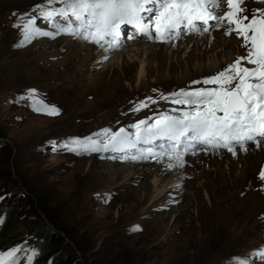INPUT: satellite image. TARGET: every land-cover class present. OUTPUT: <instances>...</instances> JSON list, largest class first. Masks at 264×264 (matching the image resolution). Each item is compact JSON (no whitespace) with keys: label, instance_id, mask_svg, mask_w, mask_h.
I'll return each mask as SVG.
<instances>
[{"label":"rangeland","instance_id":"obj_1","mask_svg":"<svg viewBox=\"0 0 264 264\" xmlns=\"http://www.w3.org/2000/svg\"><path fill=\"white\" fill-rule=\"evenodd\" d=\"M23 1L25 0H0V196L5 197L0 200V216L4 217L7 211L12 209L25 222L42 231L60 228L67 243L64 248L67 250L71 247L75 250L81 264L93 263L99 255L116 264H232V258L235 257L247 258L249 264H264V260L259 256L264 250V245L258 244L253 232H243V224L237 226L236 221L239 215H242L239 210L240 203L231 204L232 201L223 196V168L226 172L229 171L227 163L230 158L217 152L223 153L226 149L205 151L199 145H194L185 154L188 155L185 162L190 163L185 164L187 169L183 170L187 186L191 185L192 180L199 190L197 194L189 193L186 188L173 190L174 196L177 192L191 194L189 200H185L187 203L183 202L185 205L190 203L185 216L178 210L181 204L177 209L173 207L174 210L171 213L166 212L164 216H160V213L166 209L151 208L157 202H152L156 185L150 170V177L138 178L136 181L133 179L137 176L131 179L130 170L121 171V167L135 163L147 162L153 165L158 161L156 158L132 159L134 152L139 153L137 149L87 153L67 150L65 144L70 138L91 136L96 139L95 134L103 129L115 132L125 128L134 132L135 129L130 127L134 124L133 118L126 116L117 119L115 112L106 108L98 109L97 102L90 98L86 100L88 106L85 112L94 114L89 121L78 117L82 107L80 104H74L73 114L67 115L62 99L68 94L64 92L61 81L65 70L70 66H75L77 70L82 68L77 64L80 54L67 44L74 39L78 43L85 40L66 34H58L54 39L39 36L21 47L8 48L7 53L15 52V55H12L13 61L3 58V44L20 39L23 35V24L29 19L35 18L36 26L42 31H56L48 20L34 10V6L27 8V15L11 13L12 9L7 7ZM251 3L247 2V11L243 13L250 17L253 11L258 10L252 7ZM225 6L227 8L226 0H221L219 9L227 11ZM49 7L60 8L63 4L57 3L56 6ZM57 19L61 23L64 22L62 18ZM210 30L220 32L224 38L226 36L220 27ZM125 31V35L121 36L125 46L118 47L120 51L134 48L133 40L130 41V28L127 27ZM235 38L232 39L234 46L238 44ZM91 44L95 45L100 54L101 46ZM234 49L237 50L236 47ZM241 51L243 53L246 50ZM113 60V56L109 57L107 61L102 62V67ZM119 60H122V57H119ZM193 61L204 63L198 59ZM211 61L216 65L220 63L219 58L214 56ZM139 68L140 64L134 70L133 86L122 68L119 69L123 84L131 92L132 87L137 88ZM110 77L111 71L104 80H109ZM153 78L154 76H151L149 79ZM89 79L84 77L83 82L88 84ZM214 86L193 83L183 86L174 83L172 88L193 90ZM76 88L78 91L82 90L79 86ZM111 88L106 90L100 87L99 91L103 90L97 92L100 96L96 100L101 97L105 100L114 97L123 104L126 99L124 92ZM29 89H36L41 99L59 107L60 114L49 116L37 113L29 106L28 101L14 102L17 97L26 95ZM179 90L163 93L162 95L169 96V99L163 100L159 97L157 103H150L138 113L140 118L137 122L149 117L154 119L161 112L168 111V107H179L180 105L171 102L170 96ZM67 98L72 99V93ZM84 115L81 114L83 117ZM139 148H151L156 153L171 154V144L165 140L157 141L153 145H140ZM192 148L195 149L194 152ZM251 150L252 146L248 147L246 153H240L238 158L234 159L241 168L246 167L242 161L244 156L250 162L255 160ZM198 157H201L202 166H198L196 162ZM179 170L173 168L174 173ZM205 170L212 173L209 174L211 177L203 175ZM195 174L200 175L196 180L193 179ZM216 177V182L208 185L207 189L203 186ZM167 183L166 180L158 186L164 188ZM106 194H111L107 202L104 199ZM41 205L48 210L49 217L43 212ZM136 226L139 231H133ZM1 227L2 225L0 229ZM76 242L83 244L86 251L79 250ZM13 247L24 248V251L18 253L17 264H28L27 257L31 255V250H28L27 245L16 242L4 250H11ZM242 247L246 250L239 253ZM48 260H33V264H47Z\"/></svg>","mask_w":264,"mask_h":264},{"label":"snow or ice","instance_id":"obj_2","mask_svg":"<svg viewBox=\"0 0 264 264\" xmlns=\"http://www.w3.org/2000/svg\"><path fill=\"white\" fill-rule=\"evenodd\" d=\"M55 2L47 0L46 4L36 5L34 10L48 20L56 31H42L36 26L35 18L29 19L23 24L24 43H30L39 36L54 39L58 34H66L101 47L107 44L115 48L125 46L121 40L122 26L125 25L133 26L148 39L161 42L178 38L183 30L204 34L210 28L223 27L226 35L235 33L246 50L245 56L237 57L224 70L202 81H193V84L214 87L181 89L170 94L172 103L186 107L172 108L154 119L140 120L130 125L134 132L125 128L115 132L103 129L95 134L96 139L91 136L70 138L65 144L67 150L87 153L137 149L140 154L132 159L160 160L164 155H169V160L175 161V164H168L171 169L183 167V157L193 145L213 152L226 149L233 156L237 155V147L246 153L249 143L256 148L264 145V9L253 11L250 17L243 14L247 11L242 6L244 0H226L228 10L222 14L219 12L221 0H60L63 7H49ZM57 18H62L64 22ZM21 46L23 44L17 45ZM161 99L168 100L169 96L162 95ZM22 101H28L37 113L58 116L61 112L56 105L41 99L36 89H29L26 95L17 97L14 102ZM148 101L157 103L149 97L132 110H143L149 106ZM161 140L171 144V154L139 148L140 145H153ZM259 178L264 181V170L259 173ZM110 196L105 195V202ZM4 198L0 196V200ZM3 224L4 218L0 216V225ZM139 230L138 226L133 229ZM22 251L23 247L0 250V264H17L18 253ZM37 255L38 251L32 249L27 257L28 264H33ZM259 256L264 260V250ZM232 264H249V261L235 257Z\"/></svg>","mask_w":264,"mask_h":264},{"label":"bare ground","instance_id":"obj_3","mask_svg":"<svg viewBox=\"0 0 264 264\" xmlns=\"http://www.w3.org/2000/svg\"><path fill=\"white\" fill-rule=\"evenodd\" d=\"M248 1L252 2L251 6L254 8L256 7V9H264V2H261V0H244L242 5L244 8L249 5L247 4ZM46 3L47 0H25L22 3L19 2L14 5H8L7 7L12 9L11 13L15 12L16 14L27 15L29 11L27 10L28 7H35L36 5ZM57 3H60V0H56L52 6H56ZM2 4L4 5L3 2ZM221 6L223 5L221 4ZM219 12L222 14L226 12V10L222 8L221 10L219 9ZM126 28L127 27L122 26V35H125L127 32L125 31ZM220 28L225 34V28ZM130 30L132 33L130 41L133 40L132 45H134V48H127L125 50L122 49V51L117 49L118 47L110 48L108 45H104L101 47L99 54L95 45H92L91 43L89 44L85 41L78 43L76 39L69 41L67 45H71V48H75L76 52L80 54L79 62L77 64L78 66L81 65L82 68L77 70L75 66H70V68L65 70V76H62L63 80L61 81V85H64L63 90L68 94V96L62 99V104L64 105L63 107L67 110V115L73 114L72 108L75 107L74 104H80L82 107L79 110L80 113L78 117L86 118L85 121H89L94 114L93 112H85V108L88 106L86 105V100L90 98L93 102H97L96 105L98 104V109L106 108L108 111L112 110V112H115L117 119L124 118L126 116L132 117V123H136L137 119L139 120L140 118V116H137L140 111L135 112L132 110L136 104H139L141 101H147L149 97L157 100L168 90L178 91L180 87H178V89L172 88L174 83L186 86L192 84L193 81H202L204 78L213 76L224 70L228 65L233 63L237 57L246 55V51L241 53V50H244L245 48L241 46L242 40L237 38L235 33L231 36L226 35L224 38L220 32H211V30L204 34L191 33L187 30H183L178 38H173L168 42L161 43L159 40L148 39L146 36L140 34L135 28H131ZM183 34L187 35L183 36ZM223 38L225 40H223ZM233 38L238 41V44L235 46L233 44ZM123 39L124 38L121 37L122 41H124ZM18 44H28L24 43L23 35L16 41L3 44V58L13 61L14 57L12 55L15 52L7 53V49H12ZM234 47H236L237 50L234 49ZM112 56L114 60L108 62V64H106L103 68L102 62L107 61L108 58ZM212 56H214V58H219L220 63L218 65L211 61ZM119 57H122V60L118 61ZM194 59L204 61V63L194 62ZM138 64H140V68L137 77V88L134 89L132 87L133 91L131 92V90L127 89L123 84V79L119 74V69L122 68L125 76L130 80V84L133 86V80H135L134 70ZM246 66L251 67V65ZM109 71H111V77L109 80L105 81L104 79ZM151 76H154L152 80L149 79ZM84 77L86 80L90 78V82H88L89 85L83 82ZM77 82L79 84L77 86H79L82 90H77ZM100 87H104L106 90L113 87L121 92H124L126 97L124 100L125 102L120 104L121 102L114 97L107 100H105L104 97H101L97 101L96 98L100 96V94L97 93ZM101 90L103 89H100L99 93ZM71 93L72 99H70L71 97L67 98ZM150 103L151 102L148 101V104ZM184 107L186 106H172L168 107V111L172 108ZM83 113H86V115ZM81 114L84 115V117L81 116ZM247 146L253 147V150H251L252 158L255 160L250 162L249 159L244 156L242 161L246 164L245 168H241L239 163L234 160L235 158H238L240 153H245L241 151L239 147L236 149V156H233L232 153L230 154L228 151L223 153L217 152V154H223V156L227 155L230 158V162L227 163L229 171L226 172L225 168H223V196L231 200V204L238 203L239 205L240 203L241 207H238L242 215H239V219L236 221L237 226L243 224L242 228L245 229L243 232L246 234L249 231L253 232L256 236L255 238H257L258 244L263 246L264 218L262 217H264V181L259 178V173L264 170V145L257 148L258 150H256V146L252 143H249ZM192 147H194V145ZM134 153L133 155L135 156L139 155L138 152L136 154ZM187 156L188 155H184L183 157V167H173L180 169L175 173L173 172V168H168L169 163L175 164L174 160H169V155H164L163 159L158 160L153 165H149L147 162L139 164L135 163L132 166L125 165L121 167V171L130 170L131 173L129 175H131V179L134 176H137V178L133 179V181H136L138 178L150 177V170L151 174L154 175L153 183L156 185L155 197L152 202H157L151 208H157L158 210L166 209L160 213V216H164L166 215V212L171 213L174 210L173 207L177 209L178 205L181 204L178 210L183 214V216H185L190 203L188 202L189 204L185 205L183 202H185V200H189L188 198L191 196V194H189L190 192H195V194L199 193L198 188L195 187V181L191 180V185L187 186V181L185 180V172H183V170L186 168L185 164L188 165L189 163L188 161L185 162V158H187ZM200 158L201 157H198V160L196 159L198 166H202ZM209 174V171L205 170V172H203L204 176H209ZM198 177H200V175L195 174L193 179L196 180ZM217 179L218 177L213 178L203 186L207 189L208 185L215 183ZM166 180L168 182L166 186H164V188H160L158 185L162 184ZM171 182L174 183L168 188L167 186H169ZM181 188L188 189L189 193H186L185 195L184 192H177L174 196L173 190H179ZM189 220H191V218H189ZM245 250L246 248L242 247V250H239L238 252H245Z\"/></svg>","mask_w":264,"mask_h":264},{"label":"trees","instance_id":"obj_4","mask_svg":"<svg viewBox=\"0 0 264 264\" xmlns=\"http://www.w3.org/2000/svg\"><path fill=\"white\" fill-rule=\"evenodd\" d=\"M41 209L49 217L48 210L42 205ZM3 218L4 224L0 229V249H8L12 244L19 242L27 245L29 251L32 249L38 251L34 260L47 258L49 259L47 264H81L75 250L71 247L67 250L64 248L67 243L63 230L60 228L54 231L49 229L42 231L38 227L32 226L31 223L25 222L12 209H9ZM77 248L82 252L86 251L81 243H77ZM92 262L89 264H116L112 260H105L102 255Z\"/></svg>","mask_w":264,"mask_h":264}]
</instances>
